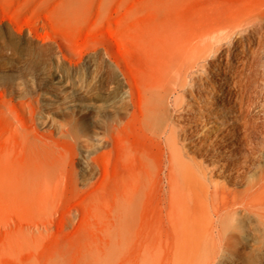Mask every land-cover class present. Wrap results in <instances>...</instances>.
Masks as SVG:
<instances>
[{"label": "rangeland", "instance_id": "1", "mask_svg": "<svg viewBox=\"0 0 264 264\" xmlns=\"http://www.w3.org/2000/svg\"><path fill=\"white\" fill-rule=\"evenodd\" d=\"M239 18L264 21V0H0V264H163L173 240L170 194L195 190L168 176L161 132L174 96L168 103L156 86L158 44L186 25ZM255 49L264 77V24ZM45 75L70 86L68 102L43 98ZM212 129L197 133L212 139L208 168L229 162ZM259 138L236 177L213 172L202 189L194 182L215 192V204L198 197L180 206L204 221L221 211L218 264H264ZM192 158L200 160L184 152ZM151 249L162 258L148 260Z\"/></svg>", "mask_w": 264, "mask_h": 264}, {"label": "bare ground", "instance_id": "2", "mask_svg": "<svg viewBox=\"0 0 264 264\" xmlns=\"http://www.w3.org/2000/svg\"><path fill=\"white\" fill-rule=\"evenodd\" d=\"M225 24H207V27L205 25L192 31H183L186 25L181 32H173L170 37H163L166 38L164 40L160 38L164 41L161 40L162 46L160 42L158 44L162 47L164 62L161 65H164H160L162 80L156 86L168 103L171 96H174L161 132L169 152L168 176L171 179L181 177L188 183L189 190H195L192 198L186 193L190 192L187 187V196L176 195L174 192L170 194V206L173 207L170 208L172 213L166 218L170 219L173 240L163 256V264H218L226 247L223 226L216 220L221 211L219 213L218 207H214L211 211L216 214L215 218L211 216L210 220L204 221L203 216L195 211L181 212L183 209L180 210V206L189 207L192 200L198 197L200 200L209 199L215 204V192H200L202 187L207 186L204 179L213 172L236 177L246 165L248 156L245 152L248 151L252 157L256 156L257 148L263 142L259 134L264 133V77H260L257 70L261 65L255 47L261 43L264 21L259 18L252 21L239 18ZM58 32L63 38L67 36L63 30ZM39 85L44 90L43 98L52 103L59 99L68 102L69 85L54 80L51 75L43 76ZM75 91L79 95L84 94L80 88ZM186 96L190 99L189 102L184 100ZM94 98L98 99L99 96ZM223 123H228L229 126H224ZM205 128H215L212 129V142L223 148V156L228 157L229 162L214 164L210 168L204 165V159L213 156V153L206 150L212 139L199 138L197 135L202 134ZM216 128L224 130L216 132ZM190 149L200 156V160L192 158L194 162H191L184 159V152L188 154ZM220 155L222 156H216ZM194 182L200 185L201 189L197 186L200 191L196 189ZM262 206L261 211H264V205ZM262 214L264 216V212ZM151 252V258L146 256L148 260L154 256L162 258L160 255L153 256L152 249ZM155 252L159 253L157 249Z\"/></svg>", "mask_w": 264, "mask_h": 264}]
</instances>
